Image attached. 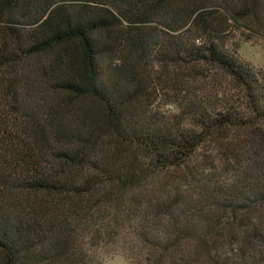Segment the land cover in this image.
<instances>
[{"label":"trees","instance_id":"1","mask_svg":"<svg viewBox=\"0 0 264 264\" xmlns=\"http://www.w3.org/2000/svg\"><path fill=\"white\" fill-rule=\"evenodd\" d=\"M243 28L264 36V0H0V264L108 247L264 264V76L229 46ZM157 66L233 91L162 123Z\"/></svg>","mask_w":264,"mask_h":264},{"label":"rangeland","instance_id":"2","mask_svg":"<svg viewBox=\"0 0 264 264\" xmlns=\"http://www.w3.org/2000/svg\"><path fill=\"white\" fill-rule=\"evenodd\" d=\"M256 32V33H255ZM257 29L247 28L233 33L230 47L234 48L238 56L248 62L264 76V36ZM175 73L166 76L164 69L157 66L158 75H162L163 82L159 83L157 93L152 100L154 117L162 123L177 126H193V114L197 105L213 101L216 96L222 98L233 84L222 73L202 67L173 68ZM217 94V95H216ZM199 152H205L200 148ZM219 158V157H215ZM125 240L128 239H124ZM129 241V240H128ZM123 241V247H128ZM131 241L129 245H131ZM127 252L121 248H104L99 250V257L104 264H128Z\"/></svg>","mask_w":264,"mask_h":264}]
</instances>
